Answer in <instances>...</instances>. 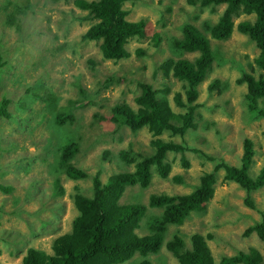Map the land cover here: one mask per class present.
<instances>
[{"label":"rangeland","instance_id":"374dc122","mask_svg":"<svg viewBox=\"0 0 264 264\" xmlns=\"http://www.w3.org/2000/svg\"><path fill=\"white\" fill-rule=\"evenodd\" d=\"M124 7L129 9V19H146V36L131 39L127 43L131 54L114 60L103 57L99 40L82 38L94 19L74 0H0V59L4 61L0 65V101L9 98L7 110L12 115L0 116V264H21L32 246L52 252L53 238L69 231L77 215L73 201L77 189L91 194L92 176L99 169L103 181L113 172L134 169L121 158L123 149L133 155L152 153L153 135L148 127L132 130L111 118L114 105L137 108L135 96L141 81L153 84L176 113L186 111L176 99L177 92L186 97L183 81L159 68L168 56L193 59L198 54H179L172 49L173 37L181 36L186 22L206 32L215 53L211 69L198 84V125L184 136L193 149L185 155L190 164L185 166L179 154L169 153L168 175L154 171L148 186H128L122 200L147 204L152 193L190 192L202 174L214 170L217 160L240 164L245 137L254 143L253 175L264 164V117L248 119L244 103L247 86L237 82L243 71L256 76L262 71L255 63L260 49L236 27L226 39L213 38L204 28L206 19L218 20L225 4L212 7L188 0H127ZM254 18V14L242 12L234 21L237 25ZM157 32L161 35L159 45L153 40ZM138 48L144 51L138 53ZM215 79L224 81L222 92L210 88ZM51 93L56 96L53 100ZM56 103L60 110L72 113L74 120L64 116L66 123L58 126ZM260 104L264 107V100ZM73 135L79 143L73 162L88 172L87 178L72 179L56 165L61 140ZM161 136L182 140L169 131ZM210 155L218 159L207 157ZM224 173L223 168L216 171L213 194L205 206L182 224H170L166 239L179 233L190 246V235L200 232L217 261L223 255L253 248L264 258V242L258 233L245 234L250 225L264 220V185L251 192V204L246 189L225 179ZM56 177L64 193L57 190ZM160 211L148 209L153 214ZM137 231L143 234L147 229ZM136 255L121 264H133ZM149 258L154 264L178 262L165 243Z\"/></svg>","mask_w":264,"mask_h":264},{"label":"trees","instance_id":"16d2710c","mask_svg":"<svg viewBox=\"0 0 264 264\" xmlns=\"http://www.w3.org/2000/svg\"><path fill=\"white\" fill-rule=\"evenodd\" d=\"M126 1L74 0L75 5L86 10L88 16L94 19L82 34V38L99 40V48L106 59L118 60L129 56L131 53L127 49V43L133 38L140 39L146 36V19H129V9L124 7ZM188 2L212 7L225 4L217 21L208 19L204 21V28H207L213 38H229L236 27L256 42L260 51L255 57V63L262 71L258 76L243 71L237 82L247 86L244 103L248 119L264 117V107L260 104V101L264 100V0H188ZM242 12L254 14L255 18L241 20L236 25L234 16ZM153 40L155 45H159L160 33H155ZM171 46L173 51L179 54L198 52L193 59L182 55L168 56L159 65L165 75L172 73V76L183 81L186 97L183 99L177 92L176 99L180 105H187L186 111L177 113L173 111L168 99L159 98L156 88L148 82L139 84L141 91L135 97L137 108L133 106L130 108L124 104L114 105L111 118L115 123L126 125L132 130L149 128L153 135L152 153L133 155L129 150L123 149L120 153L121 158L132 163L134 169L113 172L106 181L102 180L99 169L92 176L91 194L84 193L80 189L73 194L77 215L73 219L71 229L53 238L52 252L29 247L21 264H121L134 257L136 253L138 255L133 264H154L149 255L159 252L164 243L177 257L178 262L175 264H264L263 256L255 248L249 252L239 250L233 255H223L217 261L207 239L200 232H193L190 235V246H187L186 239L179 233H174L166 239L170 224H182L192 212L205 206L213 194L215 173L220 168L225 171V179L236 181L246 189L249 194L248 202L253 204L251 192L264 185V164L258 173L253 175L250 167L254 161L255 148L249 137L243 140L244 151L240 164H230L225 159L217 160L214 170L202 174L200 183L190 192L152 193L147 204L141 201L122 200L128 186H148L154 171L167 176L171 169V163L168 161L169 153L179 154L185 166L190 164L185 155L191 147L185 143L184 136L190 128L198 125L195 120L198 113V103L195 102L199 94L198 84L211 69L215 53L206 32L189 22L183 24L181 36L173 37ZM142 51H144L142 48L136 50L138 53ZM1 63L4 64V61L0 59V65ZM223 83L221 79H215L210 84V88H217L222 92L226 86ZM79 89L86 96L85 88L80 86ZM30 90L31 88H28L27 91ZM32 92L40 96L38 92ZM50 96L52 100L56 97L53 93ZM88 99L92 101L89 96ZM9 101L7 97L0 101V116H12L7 110ZM55 106L60 110L57 103ZM64 116H67L69 121L75 118L72 113L62 109L55 114L58 126L66 123L67 119H64ZM167 131L172 135L180 136L182 140L162 138L161 135ZM70 137L65 141L61 140L60 156L56 165L72 179L87 178L88 172L73 162L79 150V143L74 138L75 135ZM207 157L218 159L211 155ZM54 183L57 190L64 193L59 177H56ZM151 207L160 208L161 211L159 214L148 213ZM143 227L147 231L141 234L137 229ZM252 231H256L264 242V220L250 225L245 234H250Z\"/></svg>","mask_w":264,"mask_h":264},{"label":"clouds","instance_id":"9594fccd","mask_svg":"<svg viewBox=\"0 0 264 264\" xmlns=\"http://www.w3.org/2000/svg\"><path fill=\"white\" fill-rule=\"evenodd\" d=\"M141 82H146V81H141ZM141 82H140V83H141ZM140 83H139V84H140ZM148 83H149V82H148ZM152 85H153V84H152ZM139 87H140V85H139ZM153 87H154V86H153ZM156 90H157V89H156ZM140 91H141V89H140ZM140 91H139V93H140ZM139 93H138V94H139ZM138 94H137V95H138ZM137 95H136V96H137ZM157 95L159 96L158 91H157ZM136 96H135V97H136ZM159 98H163V97H160V96H159ZM168 101H169V100H168ZM169 103H170V102H169ZM170 105H171V104H170ZM182 106H183V105H182ZM186 106H187V105H185V107H186ZM171 107H172V106H171ZM172 109H173V108H172ZM173 111H174V110H173ZM172 122H174V121H172ZM175 122H176V121H175ZM187 145L190 146L188 143H187ZM190 147H191V146H190Z\"/></svg>","mask_w":264,"mask_h":264},{"label":"bare ground","instance_id":"6f19581e","mask_svg":"<svg viewBox=\"0 0 264 264\" xmlns=\"http://www.w3.org/2000/svg\"><path fill=\"white\" fill-rule=\"evenodd\" d=\"M243 21V20H242ZM136 103V102H135Z\"/></svg>","mask_w":264,"mask_h":264}]
</instances>
